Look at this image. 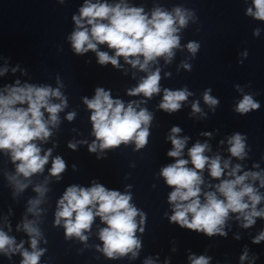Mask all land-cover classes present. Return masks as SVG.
Instances as JSON below:
<instances>
[{
	"label": "clouds",
	"instance_id": "obj_1",
	"mask_svg": "<svg viewBox=\"0 0 264 264\" xmlns=\"http://www.w3.org/2000/svg\"><path fill=\"white\" fill-rule=\"evenodd\" d=\"M60 2L63 3L64 0ZM246 15L264 21V0H252V6L247 8ZM193 18L194 13L183 7H174L171 12L155 7L149 15L143 7L129 6L125 0L115 4H109L107 0H84L79 14L72 16L75 28L67 39L74 54L84 55L92 51L100 66L111 64L120 69L122 57L126 64L147 73L127 94L151 99L161 92V75L159 68L152 71L150 66L158 63V58L171 63L175 50L181 48L178 33ZM259 33L260 29L257 28L253 35L259 36ZM100 45H107L114 54L109 55L108 52L99 50ZM200 47V43L196 41H190L186 45L193 58ZM242 55L246 57L247 52ZM239 62L243 63L242 60ZM181 66L191 71L190 64L182 62ZM17 68L12 71H17ZM7 71V67L0 69V76ZM57 84L59 86L53 88L50 85L21 84L16 80L15 84L5 85L0 89V151L9 155L15 165L14 174L6 173V178L13 187V197L29 186L34 174L44 172L45 165L52 156L51 148L43 151L39 144L48 142L53 135L52 129L58 128L60 124L59 113L67 107V97L61 91L64 85L59 77ZM236 87L238 91H243L239 85ZM211 91V88L204 91L203 100L215 112L220 101L210 94ZM191 95L187 87L175 91L164 89L163 99L158 107L169 114L174 113L181 109L182 102ZM82 99L91 111V134L95 137L88 144L90 153L118 148L121 144L127 145L130 142L135 143L137 150L147 145L153 114L140 107L147 103V99L125 104L121 99H113L111 90L99 86L95 88V95L91 99ZM260 107L253 94H244L234 111L243 116ZM192 112H202L198 102L192 104ZM75 116L76 112L72 111L66 118L72 121ZM181 131L177 126L171 128L167 139L171 141L172 148L167 156L175 158V162L162 167L159 173L172 189L168 194L172 214H165L169 222L208 237L219 235L227 238L225 227L231 218L230 214H237L235 218L242 221L240 226L245 229L253 226L257 218L264 219V208L257 207L264 201V193L255 186V182L259 181V188H264V171H242L243 166L232 165L230 158L222 159L219 154L212 157L205 155L211 151L207 142L197 141L188 149L189 158L184 159L183 152L189 137H180L178 134ZM202 135L211 136V133ZM246 140L247 135L239 132L228 137L230 157L241 161L247 157L251 149L247 147ZM85 143L87 141H69L67 146L75 151L78 144ZM254 167L259 168V164H254ZM66 168L65 160L57 155L51 160L49 174L58 182ZM75 168L73 165L74 170ZM205 168L217 183L205 185ZM47 182L46 177L44 183L34 187L37 197L28 200L26 215L21 224L17 225V231L22 230L28 235L31 251L24 248L23 240L17 244L15 237L0 228V253L9 259L12 254L19 253L22 256L20 264H39L46 251L38 247L40 240L44 239L38 218L43 211L40 205L49 191ZM131 200L130 192L121 193L108 189L95 180L90 187L73 184L66 188L57 202L54 224L63 226L66 240L75 237L79 241H87L85 233L90 231L94 220L99 217L106 227L99 230L103 247L97 246V250L111 259H118L128 253L135 258L142 243L136 235V217L140 216L139 223L144 224L146 214L130 203ZM27 214H32L37 219L29 220ZM8 231H11L10 226ZM139 231L143 233L144 228L139 227ZM236 238L239 239V236ZM262 241L264 231L256 235L252 243L260 244ZM211 259L207 255L188 256L190 264H210ZM239 259L241 264L248 259L247 248ZM255 259L257 257H253V264ZM144 264H153V261L148 259ZM165 264H169V261L166 260Z\"/></svg>",
	"mask_w": 264,
	"mask_h": 264
}]
</instances>
